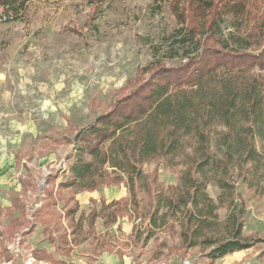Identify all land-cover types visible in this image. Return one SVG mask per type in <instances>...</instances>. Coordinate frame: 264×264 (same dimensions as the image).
<instances>
[{
	"label": "trees",
	"instance_id": "16d2710c",
	"mask_svg": "<svg viewBox=\"0 0 264 264\" xmlns=\"http://www.w3.org/2000/svg\"><path fill=\"white\" fill-rule=\"evenodd\" d=\"M32 1L0 0V22L24 20ZM88 1L98 12L101 0ZM168 4L176 24L173 54L181 49L183 61L138 66L109 107L70 140L65 178L56 185L68 192V227L55 246L63 256L91 237L97 253L112 249L105 235L95 236L97 218L105 228L124 217L132 222L123 246L141 250L156 231H167L177 236L181 257L196 248L207 264L264 242L243 234L249 210L237 189L264 191V0ZM224 19L231 30L222 36ZM150 162L177 169V182L161 185L156 170H143ZM210 182L220 189L215 200L206 192ZM121 184L127 196L102 200L87 213L79 209V192Z\"/></svg>",
	"mask_w": 264,
	"mask_h": 264
},
{
	"label": "rangeland",
	"instance_id": "374dc122",
	"mask_svg": "<svg viewBox=\"0 0 264 264\" xmlns=\"http://www.w3.org/2000/svg\"><path fill=\"white\" fill-rule=\"evenodd\" d=\"M91 12L88 0H34L24 20L0 22V143L15 159L8 172L15 184L0 195V202L11 203L0 214V264H99L103 253L116 255L118 264H207L196 248L181 257L174 248L177 236L167 231H156L141 250L123 246L132 229L126 217L108 228L102 219L95 221V236L105 235L111 250L97 253L91 237L69 256L55 252L58 236L68 227V192H58L56 185L65 178L75 131L109 107L138 66L157 58L169 64L183 61L181 49L173 54L176 24L168 0H101L99 11ZM230 30L224 19L220 34ZM143 170H156L164 187L177 182V169L163 164L150 162ZM52 174L59 177L46 184ZM237 189L249 210L250 234L264 238L252 216L264 209V191L258 194L243 184ZM82 192H88L87 198L76 194L75 199L85 213L98 209L102 200L127 196L123 184ZM206 192L215 200L220 189L210 182ZM225 214V208L218 210L220 219ZM254 248L259 252L264 242ZM256 251L244 264L259 261Z\"/></svg>",
	"mask_w": 264,
	"mask_h": 264
},
{
	"label": "crops",
	"instance_id": "0c3cea01",
	"mask_svg": "<svg viewBox=\"0 0 264 264\" xmlns=\"http://www.w3.org/2000/svg\"><path fill=\"white\" fill-rule=\"evenodd\" d=\"M3 143H0V195L1 193H4V190H7L9 186L14 185L15 181L9 180L8 172L13 171L15 167V159L14 157H9L7 151H3L2 149ZM4 148V147H3ZM87 193V194H84ZM83 194V196H82ZM79 195V196H78ZM88 192H81L77 194V199L78 197L81 196L82 199L87 198ZM264 200V199H263ZM11 206V203L7 200H1L0 202V207L5 208ZM252 216H256L258 219L255 221V227H257V231L259 229H264V209L260 213L253 214ZM252 218V217H251ZM250 220V219H249ZM255 229V230H256ZM251 228L248 226V221L245 222L243 226V234H250L251 233ZM252 251H256L255 248L253 247L240 250V251H235L233 253L226 254L218 259H216L214 264H244L245 261L249 260L248 255L252 253ZM256 256H261L259 261L254 264H264V249H261L255 252ZM255 257V256H253ZM252 257V259H254ZM108 264H118L119 260L116 255H112L109 253H103L100 258H99V264H104L106 262ZM256 261V260H255Z\"/></svg>",
	"mask_w": 264,
	"mask_h": 264
}]
</instances>
